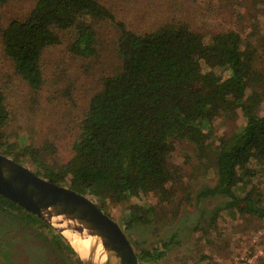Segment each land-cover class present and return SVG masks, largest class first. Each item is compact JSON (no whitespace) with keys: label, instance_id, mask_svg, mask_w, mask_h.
<instances>
[{"label":"trees","instance_id":"obj_1","mask_svg":"<svg viewBox=\"0 0 264 264\" xmlns=\"http://www.w3.org/2000/svg\"><path fill=\"white\" fill-rule=\"evenodd\" d=\"M10 1L0 0V9ZM103 19L120 28L121 67L103 78L76 118L73 156L64 163L49 161L51 142L37 147L24 143L25 136L12 141L7 126L13 114L1 89L0 152L89 196L106 214L114 205L127 206L122 221L129 233L133 224L150 222L156 208L149 197L160 205L175 203L183 171L170 158L178 145L191 147L198 162H206L217 176V183L198 196L222 195L227 198L224 207L264 219L253 183L264 172V76L257 48L248 38L233 30L207 38L174 24L139 33L116 22L101 0H35L24 18L0 25L3 51L22 80L39 89L46 49L67 36L71 54L96 55L94 22ZM238 110L243 122L230 134L215 135L216 120H234ZM0 210L17 211L27 219L25 226L51 230L55 248L82 264L67 240L33 213L2 195ZM135 254L141 264L164 252L140 248Z\"/></svg>","mask_w":264,"mask_h":264},{"label":"rangeland","instance_id":"obj_2","mask_svg":"<svg viewBox=\"0 0 264 264\" xmlns=\"http://www.w3.org/2000/svg\"><path fill=\"white\" fill-rule=\"evenodd\" d=\"M101 1L116 22L134 32L163 24L186 25L207 38L217 32L236 31L255 44L258 67L264 76V0ZM34 4L35 0H11L0 9V25L24 18ZM94 23L97 54L91 57L71 54L67 49L68 38L63 36L62 42L48 47L42 57L43 85L39 89L31 88L15 72L0 37V89L6 94L13 114L7 126L11 140L15 142L25 136L24 143L37 147L51 142L54 149L47 155L49 161L64 163L73 156L71 142L76 118L90 96L102 87L103 78L121 67L117 52L119 26L107 19ZM236 114L234 120H216L214 134L232 133L243 122L239 110ZM214 138L217 144V137ZM190 148L178 145L170 158L183 171L184 184L177 197L180 202L176 199L173 205H160L153 196L149 197L156 208L150 222L133 224L129 233L122 221L128 207L114 205L108 211L125 230L134 251L155 248L164 252L158 260H145L141 264H224L235 253L254 249L261 250L264 256V219L224 207L227 198L222 195L198 196L202 189L217 183V176L206 162H198ZM24 165L31 169L30 162ZM253 183L264 207V172ZM26 221L17 211L0 210V264H77L71 254L66 257L55 248L52 243L55 234L51 230L25 226Z\"/></svg>","mask_w":264,"mask_h":264},{"label":"water","instance_id":"obj_3","mask_svg":"<svg viewBox=\"0 0 264 264\" xmlns=\"http://www.w3.org/2000/svg\"><path fill=\"white\" fill-rule=\"evenodd\" d=\"M0 195L18 204L61 234L82 264L86 261L64 235L87 226L103 246L111 264H139L123 228L89 196L37 175L0 152ZM92 264H97L92 259Z\"/></svg>","mask_w":264,"mask_h":264},{"label":"bare ground","instance_id":"obj_4","mask_svg":"<svg viewBox=\"0 0 264 264\" xmlns=\"http://www.w3.org/2000/svg\"><path fill=\"white\" fill-rule=\"evenodd\" d=\"M80 231L65 230L64 235L68 238L72 246L83 255L86 261L92 259L97 264H111L107 260V254L101 243L95 238L96 235L87 226L80 227Z\"/></svg>","mask_w":264,"mask_h":264},{"label":"built area","instance_id":"obj_5","mask_svg":"<svg viewBox=\"0 0 264 264\" xmlns=\"http://www.w3.org/2000/svg\"><path fill=\"white\" fill-rule=\"evenodd\" d=\"M224 264H264V256L261 250H247L235 253Z\"/></svg>","mask_w":264,"mask_h":264}]
</instances>
